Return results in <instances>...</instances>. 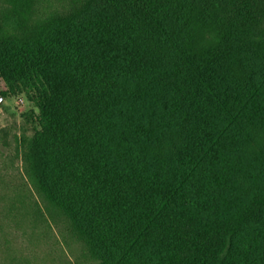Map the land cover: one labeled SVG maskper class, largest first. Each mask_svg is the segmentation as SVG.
I'll list each match as a JSON object with an SVG mask.
<instances>
[{"label": "trees", "instance_id": "trees-1", "mask_svg": "<svg viewBox=\"0 0 264 264\" xmlns=\"http://www.w3.org/2000/svg\"><path fill=\"white\" fill-rule=\"evenodd\" d=\"M6 1L34 219L92 264H264V0Z\"/></svg>", "mask_w": 264, "mask_h": 264}, {"label": "rangeland", "instance_id": "rangeland-1", "mask_svg": "<svg viewBox=\"0 0 264 264\" xmlns=\"http://www.w3.org/2000/svg\"><path fill=\"white\" fill-rule=\"evenodd\" d=\"M69 2L41 0L36 16L63 12ZM8 7L0 0V17ZM0 98V264H92L87 247L64 221L34 219L35 203L44 205L26 174L24 152L34 133L31 112L37 109L24 94Z\"/></svg>", "mask_w": 264, "mask_h": 264}, {"label": "water", "instance_id": "water-1", "mask_svg": "<svg viewBox=\"0 0 264 264\" xmlns=\"http://www.w3.org/2000/svg\"><path fill=\"white\" fill-rule=\"evenodd\" d=\"M1 99H2V98H0V102H1Z\"/></svg>", "mask_w": 264, "mask_h": 264}]
</instances>
